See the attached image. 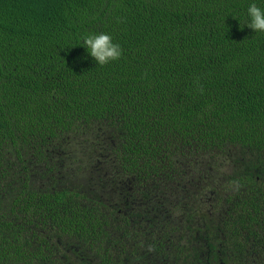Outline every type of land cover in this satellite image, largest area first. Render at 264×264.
I'll return each mask as SVG.
<instances>
[{
	"label": "trees",
	"instance_id": "16d2710c",
	"mask_svg": "<svg viewBox=\"0 0 264 264\" xmlns=\"http://www.w3.org/2000/svg\"><path fill=\"white\" fill-rule=\"evenodd\" d=\"M251 2L0 0V264H264Z\"/></svg>",
	"mask_w": 264,
	"mask_h": 264
},
{
	"label": "clouds",
	"instance_id": "9594fccd",
	"mask_svg": "<svg viewBox=\"0 0 264 264\" xmlns=\"http://www.w3.org/2000/svg\"><path fill=\"white\" fill-rule=\"evenodd\" d=\"M262 4L264 0H260V3L252 0L247 6L244 17V27L252 29L256 34L264 33V6H261ZM79 42L98 66L118 61L123 55L121 45L114 43L112 36L104 32L85 33Z\"/></svg>",
	"mask_w": 264,
	"mask_h": 264
}]
</instances>
